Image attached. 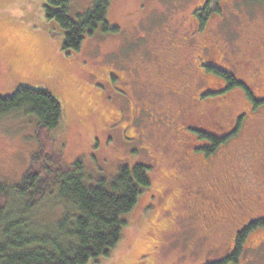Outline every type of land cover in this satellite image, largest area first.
I'll return each instance as SVG.
<instances>
[{
	"label": "rangeland",
	"instance_id": "obj_1",
	"mask_svg": "<svg viewBox=\"0 0 264 264\" xmlns=\"http://www.w3.org/2000/svg\"><path fill=\"white\" fill-rule=\"evenodd\" d=\"M94 1L72 0L71 17ZM207 1L112 0L108 20L119 29L100 27L67 51L47 0H0V94L48 89L63 106L65 161L81 157L89 181L125 165L151 167L120 242L85 264L216 262L232 253L244 222L264 217V102L199 66L231 73L264 99V55L252 49L264 36V0H220L219 10L196 12ZM35 128L34 119L1 121L0 181L22 180L39 146ZM203 130L226 140L208 150ZM198 189L209 202L188 193ZM247 195L250 210L241 212L236 201ZM262 234L260 226L245 238L237 264H264V247L250 249Z\"/></svg>",
	"mask_w": 264,
	"mask_h": 264
},
{
	"label": "trees",
	"instance_id": "obj_2",
	"mask_svg": "<svg viewBox=\"0 0 264 264\" xmlns=\"http://www.w3.org/2000/svg\"><path fill=\"white\" fill-rule=\"evenodd\" d=\"M71 2L47 0L45 5L46 18L64 30L65 50H80L86 36L100 27L104 32L119 29L108 20L112 0H95L77 19L70 15ZM212 5L219 10L220 0H208L205 9L196 12ZM200 18L204 26L205 18ZM204 67L226 77L228 88L239 86L257 104L264 102L231 73L206 62ZM13 116L34 119L39 146L19 183L0 181V264H85L108 256L122 238L124 216L151 185V167L125 165L110 179L87 180L81 157L73 163L65 161L63 106L48 89L21 85L13 94H0V123ZM201 133L210 140L211 151L226 140ZM260 226L264 227V217L238 234L230 255L208 264H237L246 234Z\"/></svg>",
	"mask_w": 264,
	"mask_h": 264
},
{
	"label": "flooded vegetation",
	"instance_id": "obj_3",
	"mask_svg": "<svg viewBox=\"0 0 264 264\" xmlns=\"http://www.w3.org/2000/svg\"><path fill=\"white\" fill-rule=\"evenodd\" d=\"M255 45L256 46H254L255 48H252L253 49V52L255 53V54H257L258 55V57L257 58H260L262 55H264V36H262L261 38H259L257 41H256V43H255ZM259 63H264V59H260V61H258ZM203 66L204 67V63H200V65L199 66ZM258 69L260 68L261 69V67H257ZM149 108V107H148ZM239 121V118H237V119H235L234 120V122H235V124L233 125L234 127L236 126V124H237V122ZM213 162V161H212ZM211 162V163H212ZM210 163V164H211ZM248 174L249 173H247L245 176H248ZM263 187L262 186H260V189H262ZM203 190H201V189H198V190H196V191H192V190H190V191H188V193H190L191 195L193 194V193H197L198 195H199V197H198V199H199V201H202V203L203 204H205V203H207V202H209V199L211 198L208 194H206L204 191L202 192ZM239 191H240V189H239ZM239 191H236V193L237 192H239ZM256 195L259 197V200L261 199V194H259V193H256ZM239 198V197H238ZM253 197H251V196H249V195H247L246 197H245V201H243V200H241V201H238V199H237V201H236V203H237V207H239V209H240V211L241 212H245V211H249L250 210V207H246V204H247V199H252ZM219 203V204H218ZM215 207H216V210H218L219 208H221L222 206L225 208V204H223L222 202H220V201H217V200H215ZM227 205H229V203H226V207H227ZM248 205H249V202H248ZM226 210H228L227 208H225ZM238 211V210H237ZM235 213V212H234ZM233 216H235V215H233ZM212 217V216H211ZM211 217H209V215L208 214H206V216H205V218L207 219L206 221H210L211 220ZM221 216H219V218H218V220H221V218H220ZM233 218V217H232ZM213 220H216V219H213ZM250 222H252V220H248V221H246V222H244L243 224H242V227L241 228H239L237 231H236V233H235V235H234V239H233V241H234V244H233V248H232V250H234L235 248H236V243H237V238H238V234L242 231V230H244L249 224H250ZM256 229V228H255ZM255 229H253V230H255ZM253 230H251V231H249L247 234H246V236H245V238L247 237V236H249L250 234H251V232L253 231ZM263 236V238L261 237V238H259L258 239V242H259V244L256 246V247H251L250 249H252L253 251H259V248H260V245H262L261 246V249L264 247V234H262ZM245 238H244V240H245ZM242 249H243V247H242ZM241 253H242V251H241Z\"/></svg>",
	"mask_w": 264,
	"mask_h": 264
}]
</instances>
